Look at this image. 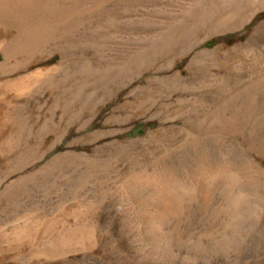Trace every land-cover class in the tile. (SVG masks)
I'll list each match as a JSON object with an SVG mask.
<instances>
[{
  "label": "rangeland",
  "instance_id": "374dc122",
  "mask_svg": "<svg viewBox=\"0 0 264 264\" xmlns=\"http://www.w3.org/2000/svg\"><path fill=\"white\" fill-rule=\"evenodd\" d=\"M0 4V264H264V0Z\"/></svg>",
  "mask_w": 264,
  "mask_h": 264
},
{
  "label": "bare ground",
  "instance_id": "6f19581e",
  "mask_svg": "<svg viewBox=\"0 0 264 264\" xmlns=\"http://www.w3.org/2000/svg\"><path fill=\"white\" fill-rule=\"evenodd\" d=\"M227 3H231L233 0H225ZM240 2H241V0H240ZM1 5V4H0ZM67 5V4H66ZM73 5V4H72ZM59 6V5H58ZM70 8V7H69ZM59 9V8H58ZM1 10V9H0ZM60 10V9H59ZM62 10V9H61ZM67 10V9H66ZM7 11V10H6ZM72 11V10H71ZM64 12V11H63ZM3 13V12H2ZM61 13V12H60ZM71 13V12H70ZM43 14V13H42ZM52 14H53V12H52ZM55 15V14H54ZM54 15H52V16H54ZM48 16H50V15H48ZM50 20V19H49ZM54 20H55V18H54ZM58 20V19H57ZM49 22V21H48ZM56 22V21H55ZM54 22V23H55ZM53 23V22H52ZM24 24V23H23ZM47 24V23H46ZM55 27V26H54ZM53 27V28H54ZM49 29V28H48ZM30 36V35H29ZM42 37V36H41ZM35 38V37H34ZM44 39H46V38H44ZM43 39V40H44ZM17 44V43H16ZM11 46V45H10ZM24 46V45H23ZM15 47V46H14ZM27 48V47H26ZM230 122H232V121H229V123ZM226 125V124H225ZM201 179H203V180H205L204 178H201ZM195 181V180H194ZM197 181V180H196ZM192 182V181H191ZM179 193H181V192H179ZM159 194V193H158ZM171 194H173L174 196H177V194L176 193H173V192H171ZM171 196V195H170ZM206 200V199H205ZM158 228H160V229H163V226H162V224L161 223H159L158 224ZM157 227V226H156Z\"/></svg>",
  "mask_w": 264,
  "mask_h": 264
},
{
  "label": "clouds",
  "instance_id": "9594fccd",
  "mask_svg": "<svg viewBox=\"0 0 264 264\" xmlns=\"http://www.w3.org/2000/svg\"><path fill=\"white\" fill-rule=\"evenodd\" d=\"M233 178H234V180L236 181V182H241V180H242V178L239 176V174H237V173H234L233 174ZM241 196H244V195H246V194H244V193H241L240 194Z\"/></svg>",
  "mask_w": 264,
  "mask_h": 264
}]
</instances>
